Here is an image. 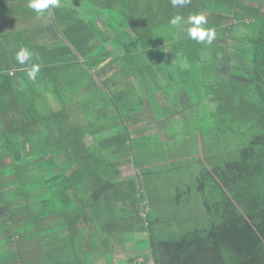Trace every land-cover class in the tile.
I'll return each mask as SVG.
<instances>
[{
    "label": "trees",
    "instance_id": "trees-1",
    "mask_svg": "<svg viewBox=\"0 0 264 264\" xmlns=\"http://www.w3.org/2000/svg\"><path fill=\"white\" fill-rule=\"evenodd\" d=\"M80 11L114 15L113 35L86 30ZM197 14L211 44L188 36ZM21 48L32 54L24 65ZM83 68L99 81L84 84ZM135 71L185 78L192 116L182 108L162 137H133L126 126L146 101L98 94L111 93L102 78ZM76 90L95 95L74 104ZM86 107L93 117L78 126L72 110ZM0 164V229L30 231L45 264H264V0H61L42 15L29 0H0Z\"/></svg>",
    "mask_w": 264,
    "mask_h": 264
},
{
    "label": "crops",
    "instance_id": "crops-1",
    "mask_svg": "<svg viewBox=\"0 0 264 264\" xmlns=\"http://www.w3.org/2000/svg\"><path fill=\"white\" fill-rule=\"evenodd\" d=\"M72 1L78 2V0H72ZM78 15L87 17V19H85L86 23L83 24L86 26V30H88V28L91 30L94 27V22H95L97 28H102L100 30L103 33L113 35V29H110L108 27L107 25L108 20H106L107 18H110V16L104 13H99L93 18H89L88 14H85L81 11L78 13ZM94 39L95 37L93 38L92 36L88 37L87 40L89 41H87L88 42L87 46H89L91 42L97 43L96 41H94ZM104 48L110 53L113 51L114 47L112 44H105ZM83 60L84 59L82 58L78 65H82ZM174 60L177 62L176 58H174ZM182 67L184 68V64L181 66V68ZM83 69L87 75V69L86 68ZM172 72L176 73L177 71L175 70ZM145 76L148 77V75ZM77 79L80 78H76V80ZM102 79L105 87L112 85L113 89L112 88L109 89L111 90L110 91L111 93L107 92L106 90L100 92L98 91L99 92L98 96L100 94H103V95H107L109 99L111 96L121 98L125 102L126 104L125 106L131 103L139 102L141 100L146 101L145 102L146 108L142 110L141 107L138 106L141 109L138 111L139 113H137L138 116L132 122H129L126 126L128 131H130L131 133L145 131L146 135L156 134L162 137L163 131L161 132V130L165 128H169L171 124L174 125H177L178 123H180L179 125L182 124L181 123V119L183 118L182 108L175 107L177 106L176 105L177 103L175 102H172L174 104V106H172L170 104V100L178 101V99L181 97H182L181 100L190 99V95H189L190 92L188 90V85L186 84L185 78H153V77L143 78V73H141L140 71H135L134 74L128 75L127 77L124 78H102ZM23 81L25 84H27L28 82V80H23ZM23 81L22 82L18 81L17 84L23 83ZM95 81L98 82L99 78H93V77H89L88 75L87 76L82 75V82L84 84L91 85ZM38 92H41L40 88H38ZM79 93L80 92L76 90L74 97H76L77 99L74 104H76L78 100H85L87 98L90 99L93 97V95H95V92H89V90L84 95L82 93L81 94ZM180 93L181 95H178ZM40 94L44 98L48 97L54 104L55 101H53L54 100L53 95L51 93L47 94L44 88L42 89V92ZM63 95L65 94L63 93ZM59 96L60 95H57V97ZM42 110L43 111L46 110L45 112H47V108H42ZM122 110L124 112H127L128 108H123ZM72 112L75 116V120H77L76 122L81 123L78 126H82L84 123H88L87 119L93 117V115H91V112L93 111L89 112L87 107L82 110L79 109H76V111L72 110ZM84 115L87 116L84 117ZM160 116L166 117V119L162 121L163 119L162 118L160 119ZM104 126H105L104 127L105 132H111L110 130L108 131V125H104ZM131 135L135 138H141L143 136V134L137 135L136 133H132ZM86 136L87 137L85 143L87 146H90L92 143H95L94 140L95 137H93L90 133L87 134ZM103 137L105 138L108 136L103 135ZM177 138L178 140L180 138H185V135H183V133L181 132V136H177ZM139 146H141L140 143ZM145 153L146 152L140 151V154L137 158V160H139V163L143 162ZM130 160L134 161V157L131 156ZM122 170H123V174H122L123 178L127 176H131L133 173H136L135 169H131L129 171V167H123ZM3 212L7 213L8 211L6 209L3 210ZM2 216L3 215H1V210H0V226L5 227L3 225V222H5V220H3ZM21 232H26V229L23 228ZM25 235H29L30 237L31 236L30 231L26 232L24 235H21L20 237L15 233V229H11L10 231L8 230L3 231L0 229V264H32L33 261L36 262L37 264H45L43 261H41L46 256L45 253L43 252V249L40 246H37L35 244L36 242L30 241L28 239V236ZM9 238H11V240H9ZM37 241L39 242L40 240ZM98 261L99 260L95 261V259H93L94 262L93 264H97ZM102 262L103 264H106L105 259H102Z\"/></svg>",
    "mask_w": 264,
    "mask_h": 264
},
{
    "label": "clouds",
    "instance_id": "clouds-1",
    "mask_svg": "<svg viewBox=\"0 0 264 264\" xmlns=\"http://www.w3.org/2000/svg\"><path fill=\"white\" fill-rule=\"evenodd\" d=\"M173 6L177 4L187 3L188 0H171ZM61 6V0H29V7L38 15H42L45 10L49 8H59ZM180 16H175L170 20L172 25H178L181 22ZM187 23L191 25L187 29L188 36L195 40L197 43L211 44L216 38V32L212 28L203 27L207 24V19L202 14L192 15L188 18ZM31 53L26 48H21L15 54V60L18 64L24 65L31 60ZM39 65L33 64L28 70L27 75L30 80H35L36 75L39 72Z\"/></svg>",
    "mask_w": 264,
    "mask_h": 264
},
{
    "label": "rangeland",
    "instance_id": "rangeland-1",
    "mask_svg": "<svg viewBox=\"0 0 264 264\" xmlns=\"http://www.w3.org/2000/svg\"><path fill=\"white\" fill-rule=\"evenodd\" d=\"M10 1H16V0H4V2L5 3H8V2H10ZM78 1H82V0H78ZM77 5H78V3H77ZM73 6H75V5H73ZM89 15V14H88ZM79 17H81L82 18V20H84V21H86L85 19H87V17H84V16H79ZM115 16L114 15H111L110 16V18L111 19H113ZM89 18H90V15H89ZM113 52V51H112ZM221 54V56L223 57V53H220ZM222 64H223V66H226V62H223V59H222ZM180 64H181V62H180ZM183 65V63L181 64V66ZM184 67H185V65H184ZM183 68V67H182ZM171 70L172 71H175V70H178V69H176V68H171ZM143 78H148V77H146L145 75H143ZM159 78H163V77H159ZM216 78H211V82H213L214 80H215ZM112 89H113V86L111 85L110 86ZM225 88H227V86H225ZM113 92V91H112ZM178 95H181V93L180 94H178ZM182 98V97H181ZM181 98H179L178 99V102L179 103H177V106H175V107H181V108H183V109H185L186 111H188V113H189V117H191L192 116V113L194 112V111H192L193 109H191V107L193 106V103H192V101H187V100H181ZM181 102V103H180ZM182 104V106H180ZM208 106H212V104H208ZM202 107V105H200V106H198L197 108H201ZM137 108V111L138 110H140V108L137 106L136 107ZM218 117H220V116H218ZM0 167H3L2 166V164H0ZM132 168L131 167H129V171L131 170ZM125 171V170H124ZM9 180V179H8ZM1 182H2V180H0ZM6 187V186H5ZM5 187L4 186H1L0 187V191L2 192L3 191V189H5ZM122 255V254H121ZM126 256V254H123L122 255V257L123 258H126L125 257ZM97 264H103V262H102V259L101 260H99L98 262H97ZM117 264H120V260L117 262Z\"/></svg>",
    "mask_w": 264,
    "mask_h": 264
}]
</instances>
